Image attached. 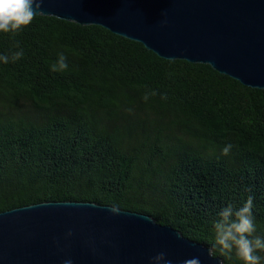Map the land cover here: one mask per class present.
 I'll use <instances>...</instances> for the list:
<instances>
[{"label":"trees","instance_id":"trees-1","mask_svg":"<svg viewBox=\"0 0 264 264\" xmlns=\"http://www.w3.org/2000/svg\"><path fill=\"white\" fill-rule=\"evenodd\" d=\"M0 55L9 57L0 64V212L115 204L212 249L217 214L251 195L264 235V90L102 26L37 14L0 35ZM60 56L68 67L51 71Z\"/></svg>","mask_w":264,"mask_h":264},{"label":"water","instance_id":"water-1","mask_svg":"<svg viewBox=\"0 0 264 264\" xmlns=\"http://www.w3.org/2000/svg\"><path fill=\"white\" fill-rule=\"evenodd\" d=\"M37 15L102 26L264 90V0H43ZM111 207L57 201L0 212V264H151L161 252L171 264H225L172 226Z\"/></svg>","mask_w":264,"mask_h":264},{"label":"clouds","instance_id":"clouds-1","mask_svg":"<svg viewBox=\"0 0 264 264\" xmlns=\"http://www.w3.org/2000/svg\"><path fill=\"white\" fill-rule=\"evenodd\" d=\"M43 0H0V35L15 34L29 26L34 16L40 12ZM23 55L17 52L12 60H18ZM9 63L7 55H0V64ZM65 58L60 56L51 66V71H63L67 68ZM231 145L225 146L223 154L227 155ZM254 197L249 195L241 206L235 207L229 203L217 214L212 222L214 232L213 248L229 260L235 259L239 264H264V235H256L257 226L253 215ZM113 215L120 214L118 205L110 208ZM70 236L71 233H68ZM64 264H72L70 259ZM151 264H171L163 252L151 258ZM184 264H201L199 257L188 259Z\"/></svg>","mask_w":264,"mask_h":264}]
</instances>
